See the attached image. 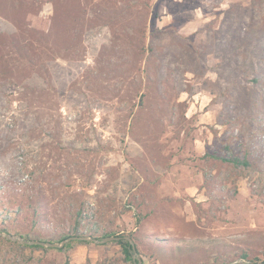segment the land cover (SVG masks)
Listing matches in <instances>:
<instances>
[{
  "label": "rangeland",
  "instance_id": "1",
  "mask_svg": "<svg viewBox=\"0 0 264 264\" xmlns=\"http://www.w3.org/2000/svg\"><path fill=\"white\" fill-rule=\"evenodd\" d=\"M13 4L0 0L17 24L1 19L0 31L18 28L38 38L40 49L35 69L13 59L16 85L1 81L0 232L60 242L63 231L8 215L28 202L11 192L30 189L49 172L50 181L41 180L47 195L86 191L95 199L87 222L132 232L143 264L264 259V0ZM243 38L240 65L230 46ZM140 41L154 48L149 57L154 73L163 75L168 104L150 89L144 106H133ZM28 81L36 90L27 101ZM25 104L32 126L20 128ZM58 109L63 127L49 134ZM228 151L252 164L236 167L218 158ZM205 153L207 159L200 157ZM47 203L45 222L53 223L61 207ZM137 214L144 215L139 225ZM123 258L114 242L75 240L67 251L43 252L0 238V264H130Z\"/></svg>",
  "mask_w": 264,
  "mask_h": 264
},
{
  "label": "trees",
  "instance_id": "2",
  "mask_svg": "<svg viewBox=\"0 0 264 264\" xmlns=\"http://www.w3.org/2000/svg\"><path fill=\"white\" fill-rule=\"evenodd\" d=\"M42 0H15V4H13V7H17L18 4L24 3V2H30L32 4H37L41 3ZM7 20L12 22L14 25L17 26L16 20L13 19V17L6 13L3 9L2 6L0 5V20ZM142 39L145 40L146 38V33L145 31L142 33ZM245 38H243V41L238 43L235 46H230L231 50L230 53L233 54L235 60L237 59L238 55L237 52H241L242 54V59L244 55L246 54V49L244 47L245 45ZM38 38H30V37H25L24 33L22 30L18 28H14L11 32H4L0 31V87H4L6 83L4 84L2 79H9V84L11 85H16V79L12 75L13 72V65L15 63H18L16 60L19 58L23 59L26 61V63L30 67H35L38 65V51L40 49L39 43L36 41ZM146 41V40H145ZM19 42V44H18ZM154 48L150 42L144 43L143 41H140L138 45L136 46V52L140 54V59L137 62H134V66L136 71L138 72L139 78L135 79V87H136V96H137V101L133 104V106H144L146 98H147V91L150 89H157L159 92L158 99H160V103H169V100L167 99L166 96H164L161 93V87L164 84L165 80L163 78V75L160 73H154V69L152 68L151 64V59L149 57V53L153 52ZM12 53H14V57L12 58ZM148 54V55H147ZM235 54V55H234ZM16 59V60H13ZM239 61L241 62V59L238 57ZM13 62L11 64V62ZM22 62V61H20ZM240 65L242 64L239 63ZM12 65V68H11ZM164 63H161V67H166ZM10 67V68H8ZM31 68V69H32ZM168 68V66H167ZM30 69V68H29ZM35 69V68H33ZM157 69V68H156ZM32 76H30L31 78ZM254 80H257L254 78ZM30 81V79H29ZM26 82L23 85L24 91H26V96L27 101L30 99H33L35 97V87H33L32 83ZM177 84L176 87H181L180 83L175 80V85ZM30 85L33 87L31 88ZM183 88H180V91ZM31 112L29 111L28 104H25L23 110L20 113V120L18 121V126L20 128H23L24 126H32L31 122ZM59 109L57 111L56 115V123L55 126L51 127L53 132L49 131V134H56L59 135V131L63 127V121H62V115L61 113L59 114ZM36 127V126H34ZM32 127V130L35 129ZM36 130V129H35ZM51 135V136H53ZM229 150V148H226ZM210 156V154L205 153L204 155L200 156L203 159H207ZM214 157L213 155H211ZM222 161L231 163L232 165L239 167H249L252 162L249 158L247 157H240L236 154L230 153L228 151L227 154L224 156H218ZM41 173V171H40ZM47 178L50 181L51 174L48 173H41L39 176H37L31 183H29L27 186L31 187L30 189L28 188H23V190L19 192H11L13 195H20L24 198L27 199V203L25 205H20L16 210H12L11 212L8 213L10 217H13L14 219H18V217L23 216L26 217L27 215L32 218L31 226L33 228H42L45 230L50 231L51 233H55L58 230L63 231L65 235L62 236L61 240L73 236V235H84L87 233H91V235L97 237V238H102L105 236H110V235H129L133 240H136V237L132 232L128 233H121V232H116L110 231L107 229H104L100 226L98 222H87L88 217V210L89 206L91 203L95 201L94 198H92L86 191L80 193L77 192H72L70 194L60 196V199H55L54 195H47L46 188L41 185V180H46ZM48 181V182H49ZM53 183V182H52ZM50 184V182H49ZM58 185H61V183H58ZM0 186H2L0 184ZM56 188V186H52V188ZM14 190V189H13ZM15 191V190H14ZM93 201H91V200ZM47 202H54L57 204V206L61 207V209L55 210V212L51 215L55 219V221L52 223L51 222H45L46 221V215L45 212L47 211ZM1 218V216H0ZM29 218V217H28ZM144 219V215L142 214H137L136 216V224L139 225L141 221ZM69 220H72V222H69ZM1 232H5L7 234H16L20 233L19 231H16V233L12 232L8 228H2ZM23 235V234H21ZM24 236V235H23ZM25 237V236H24ZM2 240L10 244L12 247H17V248H30V249H37V250H42L43 252H46L48 250H61V251H67L71 248L73 241L68 242L65 244L62 248H52V247H45L39 244L35 245H27V244H21L15 240H11L6 237H1ZM27 238V237H25ZM34 239V238H31ZM49 239H37V240H42V241H50L53 242L52 240ZM60 240V241H61ZM80 243H85L89 244L91 242L88 241H78ZM116 244H118L121 248V252L123 254V259L124 261L130 262V264H133V258H132V250L130 248V244L128 240L125 238H121L120 240L117 241H111ZM109 243V242H107ZM106 244V243H105ZM136 249L138 253L141 255L140 250L138 248V245L135 243ZM243 257H249L248 253L243 252L242 254ZM143 259V258H142ZM251 262L254 264H264V259H260L258 257L251 258Z\"/></svg>",
  "mask_w": 264,
  "mask_h": 264
},
{
  "label": "water",
  "instance_id": "3",
  "mask_svg": "<svg viewBox=\"0 0 264 264\" xmlns=\"http://www.w3.org/2000/svg\"><path fill=\"white\" fill-rule=\"evenodd\" d=\"M0 235L5 236L6 238H9L11 240H15L21 244H27V245L39 244L45 247H52V248H62L68 242L75 241V240L88 241V242H93L95 244H104L107 242L117 241V240H120L121 238H125L126 240H128L130 244V248L132 250L133 264H143V259L136 249L135 241L129 235H124V236L110 235V236H105L102 238H97L91 234L73 235V236H69L61 240L60 242H50V241H42V240H37V239H27L21 234L10 235L5 232H0Z\"/></svg>",
  "mask_w": 264,
  "mask_h": 264
}]
</instances>
